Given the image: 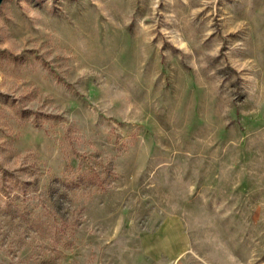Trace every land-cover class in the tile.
Here are the masks:
<instances>
[{
	"label": "rangeland",
	"instance_id": "1",
	"mask_svg": "<svg viewBox=\"0 0 264 264\" xmlns=\"http://www.w3.org/2000/svg\"><path fill=\"white\" fill-rule=\"evenodd\" d=\"M0 264H264V0H3Z\"/></svg>",
	"mask_w": 264,
	"mask_h": 264
},
{
	"label": "trees",
	"instance_id": "2",
	"mask_svg": "<svg viewBox=\"0 0 264 264\" xmlns=\"http://www.w3.org/2000/svg\"><path fill=\"white\" fill-rule=\"evenodd\" d=\"M57 198L58 197H56L55 195H53V197H52V199H50L51 201L53 200V202H55V201H57ZM54 207H57L56 209V211H55V215H58V214H60V215H62L61 213H62V209H61V207H59V206H54ZM61 221H62V223L64 222V220H65V217H63V216H61Z\"/></svg>",
	"mask_w": 264,
	"mask_h": 264
},
{
	"label": "water",
	"instance_id": "3",
	"mask_svg": "<svg viewBox=\"0 0 264 264\" xmlns=\"http://www.w3.org/2000/svg\"><path fill=\"white\" fill-rule=\"evenodd\" d=\"M2 2H3V0H0V5H1Z\"/></svg>",
	"mask_w": 264,
	"mask_h": 264
}]
</instances>
